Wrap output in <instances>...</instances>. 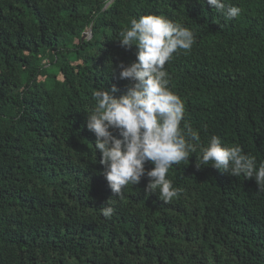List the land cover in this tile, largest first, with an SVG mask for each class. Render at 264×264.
<instances>
[{"label": "trees", "instance_id": "1", "mask_svg": "<svg viewBox=\"0 0 264 264\" xmlns=\"http://www.w3.org/2000/svg\"><path fill=\"white\" fill-rule=\"evenodd\" d=\"M227 2L232 20L206 0H0V264H264L254 179L197 170V151L169 169L171 202L144 193L147 177L116 196L85 122L94 90L125 91L116 65L137 49L119 32L164 15L195 35L165 65L181 126L264 162V0Z\"/></svg>", "mask_w": 264, "mask_h": 264}, {"label": "clouds", "instance_id": "2", "mask_svg": "<svg viewBox=\"0 0 264 264\" xmlns=\"http://www.w3.org/2000/svg\"><path fill=\"white\" fill-rule=\"evenodd\" d=\"M204 2V0H203ZM225 19L232 20L241 8L227 0H206ZM120 46H135L136 58L125 65L120 62L118 79L127 81L123 94L117 95L116 85L92 92L95 102L86 114V127L95 136V150L108 187L121 196L128 185L148 178L144 193H156L163 202H171L180 189L167 178L173 165L187 161L199 151L197 170L211 166L233 177L254 179L259 191H264V162L257 166L256 158L244 153L238 144H224L211 135L206 143L190 123L184 122L183 100L170 88L171 77L165 68L173 55L190 51L195 43L193 31L183 23L164 15L147 14L130 20V26L119 32ZM112 73L115 69L112 68ZM153 167L146 170L145 164ZM112 206L101 214L111 218Z\"/></svg>", "mask_w": 264, "mask_h": 264}, {"label": "water", "instance_id": "3", "mask_svg": "<svg viewBox=\"0 0 264 264\" xmlns=\"http://www.w3.org/2000/svg\"><path fill=\"white\" fill-rule=\"evenodd\" d=\"M84 36H85V35H83L82 40L84 39Z\"/></svg>", "mask_w": 264, "mask_h": 264}]
</instances>
